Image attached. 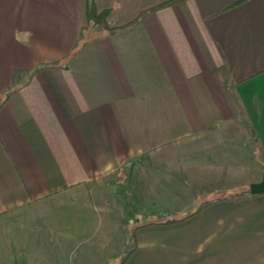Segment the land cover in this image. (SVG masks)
Returning <instances> with one entry per match:
<instances>
[{"label": "crops", "instance_id": "0c3cea01", "mask_svg": "<svg viewBox=\"0 0 264 264\" xmlns=\"http://www.w3.org/2000/svg\"><path fill=\"white\" fill-rule=\"evenodd\" d=\"M169 1L0 0V217L78 204L90 188L145 217L104 222L99 206L89 229L78 215L59 264L117 223L138 227L124 264H264V194L158 224L197 208L231 164L262 179L264 0ZM91 4L110 29L88 25Z\"/></svg>", "mask_w": 264, "mask_h": 264}, {"label": "rangeland", "instance_id": "374dc122", "mask_svg": "<svg viewBox=\"0 0 264 264\" xmlns=\"http://www.w3.org/2000/svg\"><path fill=\"white\" fill-rule=\"evenodd\" d=\"M183 159L186 160L187 157ZM183 159L182 161H184ZM245 159L247 160V157L234 154L231 162L235 163L236 160L240 162ZM201 163H203V160ZM229 168L230 171H233L230 173V177L214 186V180L209 182L208 184L212 187L206 190L203 197H199L200 200L198 199L199 203L197 206L202 205L200 201L207 202L208 200L221 196H230L234 199L248 193L249 186L253 183L250 180L253 178L254 173L249 170L247 164L246 168L243 169L240 168L238 163L231 164ZM237 168L239 169L238 171L235 170ZM214 174L219 175L217 172H214ZM217 176H214V179ZM90 191L86 197L79 196L81 201H78V204L76 203L77 200H74V204H65L68 205L67 209L64 204H60L58 200L54 199L47 203L49 208L45 214H43L44 210L40 211L37 206L31 204L0 217V264H11L13 261L28 259L30 256L33 258L35 256L39 258L45 257L50 259L52 263L59 264L61 260H65L62 257V252L58 249V247L60 248L59 243L61 242L60 234L65 232L66 229L69 233L77 231L76 227L72 225V222L74 221L75 224L79 223L78 215H80V219L90 229V226L93 225L92 221H94L92 220L93 213L100 209L99 206L102 209V216L105 217L104 222L110 220H107L108 213L115 214L118 217L121 216L122 222L128 226L138 224V222L145 220L144 216L142 217L144 218L143 221L136 220L135 218L126 219L125 215L118 209L117 204L108 205L107 201L104 204L105 199L100 192L92 190V188H90ZM183 196L185 194H182ZM100 200H102V203H100ZM61 209L64 210L61 211ZM138 214L144 215L142 212H136V215ZM82 215L85 217L84 219H82ZM87 223L91 224L88 225ZM111 226V230H109L108 226H104L94 237L85 240L84 248L81 250L83 252H80L81 254L74 252V256L71 257L72 253L69 252L68 258L71 261L69 264H118L122 260L129 245V243L126 245L123 244L126 243L125 240H128V242L131 241L132 232L131 228L130 230L127 229L128 231L122 228L125 232L124 235L123 230L119 229V223ZM126 232L128 233L127 235ZM107 243L111 244L108 245ZM110 245L114 246L115 249ZM94 246L97 248L106 247L107 249L110 247V252L102 249L101 251H96ZM36 247L37 250L35 249ZM260 254L264 258V248H262ZM79 255L82 256L81 262L80 259L78 261ZM109 255L111 259H109Z\"/></svg>", "mask_w": 264, "mask_h": 264}, {"label": "trees", "instance_id": "16d2710c", "mask_svg": "<svg viewBox=\"0 0 264 264\" xmlns=\"http://www.w3.org/2000/svg\"><path fill=\"white\" fill-rule=\"evenodd\" d=\"M177 1H182V0H171L169 2L161 4L159 6L170 5V4H172L174 2H177ZM108 14H109L108 10H105V11H102V12H97L95 7H94V5L91 4L90 6H88V10H87L88 25L93 26L95 28H100V29L101 28H105V29L109 28L110 29V25L107 22ZM7 95H5L4 100L7 98ZM254 196H256V195H252L248 191V193L246 195L240 196V197H237V198H234V199H232L230 196H225V197H222L221 199L237 201V200H241L243 198H251V197H254ZM213 202H215V201H213ZM206 206H208V204H204V205L198 206L195 209H192V210H189V211L185 212L183 215H181L179 217L169 218L167 220L159 222L158 224H172V223H176V222H180V221L186 220V219L191 218L192 216L198 214L199 212H201ZM148 224H152V223H148ZM137 228L138 227H134L133 228L132 235H131V241L129 242L128 248L125 251V254H124L122 260L118 264H124L127 261V259L131 256V254L136 250V248H137V241H136Z\"/></svg>", "mask_w": 264, "mask_h": 264}, {"label": "water", "instance_id": "95a60500", "mask_svg": "<svg viewBox=\"0 0 264 264\" xmlns=\"http://www.w3.org/2000/svg\"><path fill=\"white\" fill-rule=\"evenodd\" d=\"M249 192L252 195L264 194V174L258 182H253L249 186Z\"/></svg>", "mask_w": 264, "mask_h": 264}]
</instances>
